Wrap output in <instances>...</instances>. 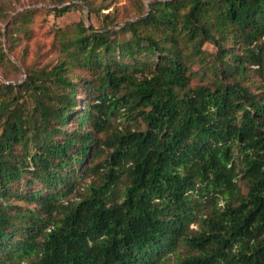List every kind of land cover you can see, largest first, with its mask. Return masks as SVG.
Segmentation results:
<instances>
[{"label": "trees", "instance_id": "1", "mask_svg": "<svg viewBox=\"0 0 264 264\" xmlns=\"http://www.w3.org/2000/svg\"><path fill=\"white\" fill-rule=\"evenodd\" d=\"M132 18L56 27L53 60L1 82L0 264H264V0Z\"/></svg>", "mask_w": 264, "mask_h": 264}, {"label": "rangeland", "instance_id": "2", "mask_svg": "<svg viewBox=\"0 0 264 264\" xmlns=\"http://www.w3.org/2000/svg\"><path fill=\"white\" fill-rule=\"evenodd\" d=\"M98 7V12H90L84 0H0V42L4 49L9 53L11 60L16 63L20 70L18 71L10 62L1 63L0 61V84L22 82L26 76V65H45L54 58V51L51 44L53 39V29L64 27L73 22L83 20L88 26L94 25L100 27L104 23L106 15L117 17L118 21L124 18L135 16L136 0H92ZM149 9V2L153 0H144ZM83 4L73 6L62 16H56L53 11L54 7H64L66 5ZM38 9L34 15L32 23L27 25V32H20L14 42V52H11L8 44V26L15 16L25 10ZM124 22L121 23L123 25ZM206 53V52H205ZM23 71V72H22ZM81 91L77 97H82ZM5 98L0 91V103ZM72 125V124H71ZM73 126V125H72ZM91 178L85 180L89 183ZM84 188L80 192H84ZM76 194L70 198H75ZM222 204V201H220ZM212 206L205 204L201 208L202 212H209ZM192 229H198V223H192ZM186 247L180 246L178 253L181 256L186 255ZM174 259V255L170 254Z\"/></svg>", "mask_w": 264, "mask_h": 264}]
</instances>
